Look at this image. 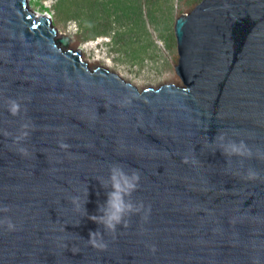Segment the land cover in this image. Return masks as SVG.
Returning <instances> with one entry per match:
<instances>
[{
	"label": "water",
	"instance_id": "1",
	"mask_svg": "<svg viewBox=\"0 0 264 264\" xmlns=\"http://www.w3.org/2000/svg\"><path fill=\"white\" fill-rule=\"evenodd\" d=\"M173 35L181 84L139 88L0 0V264H264V0H200ZM114 168L140 179L110 232Z\"/></svg>",
	"mask_w": 264,
	"mask_h": 264
},
{
	"label": "rangeland",
	"instance_id": "2",
	"mask_svg": "<svg viewBox=\"0 0 264 264\" xmlns=\"http://www.w3.org/2000/svg\"><path fill=\"white\" fill-rule=\"evenodd\" d=\"M200 0H27L48 15L92 68L102 65L137 87L181 84L174 71L176 17Z\"/></svg>",
	"mask_w": 264,
	"mask_h": 264
},
{
	"label": "clouds",
	"instance_id": "3",
	"mask_svg": "<svg viewBox=\"0 0 264 264\" xmlns=\"http://www.w3.org/2000/svg\"><path fill=\"white\" fill-rule=\"evenodd\" d=\"M20 109V105L12 101L10 106V112L12 115H17ZM60 147L67 148V144L61 143ZM231 148L232 153L236 154H244V151L246 150V146L241 142L239 145L232 143L229 146ZM20 151L23 153L25 152L24 149H20ZM256 173L252 172L249 174V178H255ZM140 179L139 172L137 170H134L131 177H129L127 174L123 172L122 169L114 168L112 169V175L110 177L111 185L113 188V191L108 193V199L106 201V206L104 208H99L98 211H103V216H96L91 215L88 218L92 220L95 223L103 224L105 229L110 232H115L117 225H123L127 227L128 221L124 219V215L126 212L133 211V205L131 203H125L123 196L128 195L131 193L132 190H134L137 187L136 182H138ZM86 202V200H85ZM72 203L79 209V197H73ZM143 207V205H141ZM140 209L137 208L135 211H139ZM9 208L7 206L0 207V212H8ZM85 215H87V212L85 210ZM7 225L8 230L12 231L15 230V224L12 222V220L9 217H4L3 219H0V225ZM88 243L97 249H105L107 245L103 241L102 234L99 230L96 231H90L88 234ZM154 250V249H153Z\"/></svg>",
	"mask_w": 264,
	"mask_h": 264
},
{
	"label": "bare ground",
	"instance_id": "4",
	"mask_svg": "<svg viewBox=\"0 0 264 264\" xmlns=\"http://www.w3.org/2000/svg\"><path fill=\"white\" fill-rule=\"evenodd\" d=\"M39 16V14H37ZM58 35L60 36V33H58ZM62 36V35H61ZM68 37V36H67ZM69 38V37H68ZM73 46L72 42H71V39L69 38L68 39V43H67V48H71ZM89 63V62H88ZM171 83H174V82H171ZM145 87H149V86H145ZM143 87V88H145Z\"/></svg>",
	"mask_w": 264,
	"mask_h": 264
}]
</instances>
